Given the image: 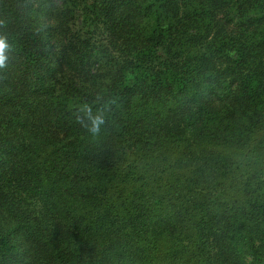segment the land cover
<instances>
[{
    "label": "trees",
    "instance_id": "16d2710c",
    "mask_svg": "<svg viewBox=\"0 0 264 264\" xmlns=\"http://www.w3.org/2000/svg\"><path fill=\"white\" fill-rule=\"evenodd\" d=\"M0 264H264V0H0Z\"/></svg>",
    "mask_w": 264,
    "mask_h": 264
},
{
    "label": "clouds",
    "instance_id": "9594fccd",
    "mask_svg": "<svg viewBox=\"0 0 264 264\" xmlns=\"http://www.w3.org/2000/svg\"><path fill=\"white\" fill-rule=\"evenodd\" d=\"M8 45L5 43L4 39L0 38V68L4 67V61H5V56H4V50L7 48Z\"/></svg>",
    "mask_w": 264,
    "mask_h": 264
}]
</instances>
